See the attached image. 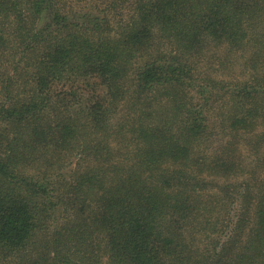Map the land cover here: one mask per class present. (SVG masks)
<instances>
[{"label": "trees", "instance_id": "16d2710c", "mask_svg": "<svg viewBox=\"0 0 264 264\" xmlns=\"http://www.w3.org/2000/svg\"><path fill=\"white\" fill-rule=\"evenodd\" d=\"M0 264H264V0H0Z\"/></svg>", "mask_w": 264, "mask_h": 264}, {"label": "rangeland", "instance_id": "374dc122", "mask_svg": "<svg viewBox=\"0 0 264 264\" xmlns=\"http://www.w3.org/2000/svg\"><path fill=\"white\" fill-rule=\"evenodd\" d=\"M214 54V53H213ZM223 53H221L220 55H222ZM215 58V55H213V59ZM3 63V62H2ZM4 63H6V61L4 62ZM218 97H216V96H214V101H213V106L214 107H218V106H220L221 105V101L223 100L222 98H221V96L220 95H217ZM212 99V100H213ZM252 156V155H251ZM251 156H250V158H248V157H246L247 158V160L245 161V163L247 164V167H257V166H255V165H253V164H251L250 163V159H251ZM250 169V168H249ZM259 171V170H258ZM242 178V177H241ZM226 211H224L223 212V215H222V217H225L226 218Z\"/></svg>", "mask_w": 264, "mask_h": 264}]
</instances>
